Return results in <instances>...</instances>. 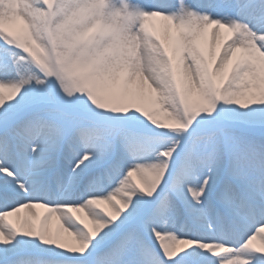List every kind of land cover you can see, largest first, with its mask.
<instances>
[{
  "label": "snow or ice",
  "instance_id": "snow-or-ice-1",
  "mask_svg": "<svg viewBox=\"0 0 264 264\" xmlns=\"http://www.w3.org/2000/svg\"><path fill=\"white\" fill-rule=\"evenodd\" d=\"M0 264H264V0H0Z\"/></svg>",
  "mask_w": 264,
  "mask_h": 264
},
{
  "label": "bare ground",
  "instance_id": "bare-ground-1",
  "mask_svg": "<svg viewBox=\"0 0 264 264\" xmlns=\"http://www.w3.org/2000/svg\"><path fill=\"white\" fill-rule=\"evenodd\" d=\"M53 226H55V225H53Z\"/></svg>",
  "mask_w": 264,
  "mask_h": 264
}]
</instances>
